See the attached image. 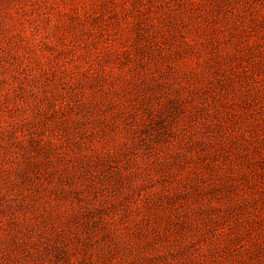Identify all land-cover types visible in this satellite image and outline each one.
<instances>
[{
  "label": "rangeland",
  "instance_id": "374dc122",
  "mask_svg": "<svg viewBox=\"0 0 264 264\" xmlns=\"http://www.w3.org/2000/svg\"><path fill=\"white\" fill-rule=\"evenodd\" d=\"M0 264H264V0H0Z\"/></svg>",
  "mask_w": 264,
  "mask_h": 264
}]
</instances>
